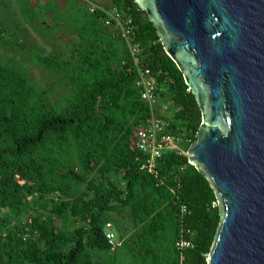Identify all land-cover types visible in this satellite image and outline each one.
Wrapping results in <instances>:
<instances>
[{
	"label": "trees",
	"instance_id": "1",
	"mask_svg": "<svg viewBox=\"0 0 264 264\" xmlns=\"http://www.w3.org/2000/svg\"><path fill=\"white\" fill-rule=\"evenodd\" d=\"M83 3L70 15L79 40L66 58L32 50L58 76L60 98L14 56L0 58V264H208L222 219L215 188L186 154L166 152L157 176L143 166L133 140L150 107L133 57ZM111 3L132 18L174 132L193 144L202 111L157 27L135 0ZM8 36L1 45L11 47ZM107 223L120 232L115 248ZM182 235L194 246L179 250Z\"/></svg>",
	"mask_w": 264,
	"mask_h": 264
},
{
	"label": "water",
	"instance_id": "2",
	"mask_svg": "<svg viewBox=\"0 0 264 264\" xmlns=\"http://www.w3.org/2000/svg\"><path fill=\"white\" fill-rule=\"evenodd\" d=\"M202 111L188 161L222 219L208 264H264V0H135Z\"/></svg>",
	"mask_w": 264,
	"mask_h": 264
},
{
	"label": "rangeland",
	"instance_id": "3",
	"mask_svg": "<svg viewBox=\"0 0 264 264\" xmlns=\"http://www.w3.org/2000/svg\"><path fill=\"white\" fill-rule=\"evenodd\" d=\"M105 1L103 4H111V0ZM83 2L84 0H0V34H8L13 41L11 47L0 44V58L14 56L21 66L30 70V76L40 87L50 88L53 97L57 99L62 92L61 84L55 83L58 76L52 70L40 66L35 61L32 50H37L39 54L57 51L62 59L66 58L74 43L79 40L70 15L74 12L73 6L78 4L86 7ZM163 103L166 102L159 98V106ZM171 114V111L167 113L169 117ZM56 222L59 224V219ZM116 232L118 238L120 232Z\"/></svg>",
	"mask_w": 264,
	"mask_h": 264
},
{
	"label": "built area",
	"instance_id": "4",
	"mask_svg": "<svg viewBox=\"0 0 264 264\" xmlns=\"http://www.w3.org/2000/svg\"><path fill=\"white\" fill-rule=\"evenodd\" d=\"M84 1L91 13H103L105 15L104 23L112 28L115 34L126 39L137 69V85L142 88V99L150 107V115L146 124L137 128L135 132L133 147L143 154V166L150 173L157 176L159 160L166 152L182 153L188 157V147L192 144V137L186 136L185 132L179 134L174 132L172 120L167 115L170 109L169 103H163L159 106L160 92L157 77L153 74L151 68L145 67L141 63L139 54L142 50L140 44L133 37L134 25L132 18L126 16L115 4L107 5L92 0ZM188 163L190 162L188 161ZM217 204L218 201L213 203L214 206ZM182 211H187L186 206L182 207ZM106 235L113 244V248L120 243L112 223H107ZM193 246L192 239L185 238L184 235L176 242V247L181 251ZM183 259L184 256L182 255Z\"/></svg>",
	"mask_w": 264,
	"mask_h": 264
},
{
	"label": "crops",
	"instance_id": "5",
	"mask_svg": "<svg viewBox=\"0 0 264 264\" xmlns=\"http://www.w3.org/2000/svg\"><path fill=\"white\" fill-rule=\"evenodd\" d=\"M104 1H105V0H103V1L101 0V1H98V3H104ZM106 1H107V0H106ZM106 1H105V2H106ZM96 2H97V1H96Z\"/></svg>",
	"mask_w": 264,
	"mask_h": 264
}]
</instances>
